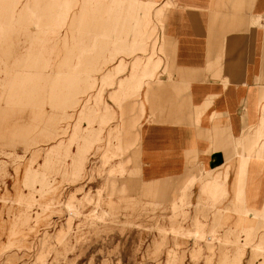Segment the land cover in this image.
<instances>
[{"label": "rangeland", "instance_id": "obj_1", "mask_svg": "<svg viewBox=\"0 0 264 264\" xmlns=\"http://www.w3.org/2000/svg\"><path fill=\"white\" fill-rule=\"evenodd\" d=\"M155 3L0 0V264H264V208L241 187L260 131L241 141L232 206L215 204L220 182L194 203L138 181Z\"/></svg>", "mask_w": 264, "mask_h": 264}, {"label": "crops", "instance_id": "obj_2", "mask_svg": "<svg viewBox=\"0 0 264 264\" xmlns=\"http://www.w3.org/2000/svg\"><path fill=\"white\" fill-rule=\"evenodd\" d=\"M152 1V26L164 6L154 56L162 64L141 91L145 112L131 165L138 181L153 191L189 188L194 203L213 200L202 188L220 182L227 196L213 201L232 206L241 141L260 131L241 187L246 206L264 208V0Z\"/></svg>", "mask_w": 264, "mask_h": 264}]
</instances>
